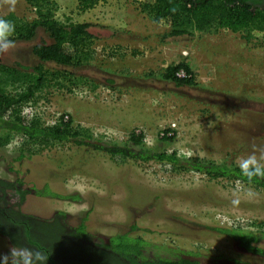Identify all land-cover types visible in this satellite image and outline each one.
I'll return each mask as SVG.
<instances>
[{
  "label": "rangeland",
  "instance_id": "1",
  "mask_svg": "<svg viewBox=\"0 0 264 264\" xmlns=\"http://www.w3.org/2000/svg\"><path fill=\"white\" fill-rule=\"evenodd\" d=\"M55 1L59 20L90 25L95 57L85 66L67 68L66 87L43 93L24 107V116L41 117L45 126L63 117L117 142L141 133L149 149L216 163L238 165L253 144L264 146V33L256 32L250 41L227 29L171 36L170 27L142 11V0H100L86 12L77 0ZM8 14L35 18L25 0H17L14 11L0 6V16ZM50 42L40 30L31 41L15 42L0 60L38 65L33 47ZM183 62L194 84L163 79L169 66ZM167 131L174 140L163 141ZM45 188L79 198L39 195ZM237 197L240 203L233 205ZM2 199L23 217L57 222L98 248L129 234L151 245L146 257L166 256L167 250L152 247L160 245L194 254L200 264H264V257L220 231H249L256 225L264 230V190L194 171L174 172L157 162L118 164L97 151L71 144L35 146L16 135L0 148ZM250 221L252 227L242 229ZM255 245L264 249V239ZM11 246L0 234V255Z\"/></svg>",
  "mask_w": 264,
  "mask_h": 264
},
{
  "label": "trees",
  "instance_id": "2",
  "mask_svg": "<svg viewBox=\"0 0 264 264\" xmlns=\"http://www.w3.org/2000/svg\"><path fill=\"white\" fill-rule=\"evenodd\" d=\"M30 9L35 11V18L24 20L14 14L0 16L12 22L15 33L11 37L14 42H28L33 40L40 30L50 38V43L35 45L32 52L41 63L35 66H25L19 63L6 65L0 60V148L7 146L16 135L24 136L30 145L49 147L55 144H71L76 147L97 151L107 155L112 161L124 164L128 160L143 163L157 162L167 165L174 172L194 171L206 175L211 180H225L227 182L242 183L264 190V179L256 178L251 183L244 177L237 164L233 162L216 163L206 158H182L177 151L168 153L149 149L145 146L143 134L132 133L127 140L117 142L105 135H97L92 130L74 125L71 120H64L52 126H45L37 116H24L23 109L30 104L37 103L41 95L51 89H63L71 74L67 68L82 67L90 63L95 57V36L89 30L88 23L74 22L66 19L61 21L56 17L57 4L55 0H25ZM78 9L82 12L93 9L100 0H77ZM248 4L244 0H142V11L150 16L159 25L171 28V36H182L194 32L214 33L227 29L234 33L243 34L249 40L253 32L264 33V9ZM46 64L50 66L47 67ZM184 70L187 78H179L177 73ZM193 73L186 63L169 66L163 73V79L176 85L194 84ZM164 142L174 140L168 131L162 137ZM20 159L25 154L20 155ZM24 194V192H19ZM39 195H46L58 199H77L78 195H60L49 188L39 191ZM4 201V200H3ZM0 202V208L6 203ZM0 212H3L0 210ZM24 221L23 224L30 228ZM18 223V222H17ZM55 239L51 244L60 243L57 239L62 226L53 223ZM250 231H237L223 228L230 237L251 253L264 257V249L256 246L259 240L264 239V231L256 225ZM61 230V231H60ZM81 231H84L82 225ZM0 234L5 235L0 231ZM68 237H72L69 235ZM151 245L141 237L132 238L129 234H118L112 238L110 247L117 253L133 259L139 264H199L182 257L183 252L173 249L167 255L176 257L169 260L167 257H146L145 252ZM160 245L152 246L160 250ZM162 247V246H160ZM164 250V249H163ZM194 255V254H192ZM54 263V262H53Z\"/></svg>",
  "mask_w": 264,
  "mask_h": 264
},
{
  "label": "flooded vegetation",
  "instance_id": "3",
  "mask_svg": "<svg viewBox=\"0 0 264 264\" xmlns=\"http://www.w3.org/2000/svg\"><path fill=\"white\" fill-rule=\"evenodd\" d=\"M189 1L195 2L197 0ZM234 1L239 2L240 0ZM244 1L253 5L254 9L257 7L264 9V0ZM256 32L259 31L255 30L253 35ZM4 203L6 202L4 201ZM0 210L3 211L0 212V231L5 233L4 236L8 238L9 242L12 245L23 246L47 253L49 255L47 264H137L133 259L129 260L125 255L119 254L111 248L110 244L112 239L109 243H106V249L98 248L89 243L85 238L82 239L80 233L68 232L62 228L61 234L57 237V239L59 237L60 239L62 238L60 243L58 241L59 245L51 244L50 241L52 238L55 239L56 227L53 224L32 218H25L7 203ZM24 221H27L26 223L29 224L30 228H27V225L23 224ZM69 235L72 237H68ZM161 248L167 250L168 253L173 250H169L166 246H162ZM165 257H170L169 260H177L176 257H171V255H166ZM182 257L200 264L199 257H194L192 254H182ZM139 260H141L139 264L144 263V260L141 258ZM150 261H154V259L146 260L145 263H149ZM0 264H3V262L0 261Z\"/></svg>",
  "mask_w": 264,
  "mask_h": 264
},
{
  "label": "clouds",
  "instance_id": "4",
  "mask_svg": "<svg viewBox=\"0 0 264 264\" xmlns=\"http://www.w3.org/2000/svg\"><path fill=\"white\" fill-rule=\"evenodd\" d=\"M16 3L17 0H0V6L6 5L9 11L15 10ZM14 33V24L0 18V54H7L15 48V42L11 39ZM238 167L249 183L256 178L264 179V146L253 144L252 151L238 161ZM246 195L252 197L254 193L248 189ZM231 203L238 205L240 199L234 198ZM48 259L49 255L43 251L16 245L11 246L8 253L0 255L3 264H47Z\"/></svg>",
  "mask_w": 264,
  "mask_h": 264
},
{
  "label": "built area",
  "instance_id": "5",
  "mask_svg": "<svg viewBox=\"0 0 264 264\" xmlns=\"http://www.w3.org/2000/svg\"><path fill=\"white\" fill-rule=\"evenodd\" d=\"M177 76L179 77V78H187V74H186V72L184 71V70H180L178 73H177ZM245 224H247V223H245ZM244 224V225H245ZM252 222L250 221V222H248V224L245 226V227H243L242 229H250L251 227H252ZM263 228H264V225H263Z\"/></svg>",
  "mask_w": 264,
  "mask_h": 264
},
{
  "label": "bare ground",
  "instance_id": "6",
  "mask_svg": "<svg viewBox=\"0 0 264 264\" xmlns=\"http://www.w3.org/2000/svg\"><path fill=\"white\" fill-rule=\"evenodd\" d=\"M41 118V117H40Z\"/></svg>",
  "mask_w": 264,
  "mask_h": 264
}]
</instances>
